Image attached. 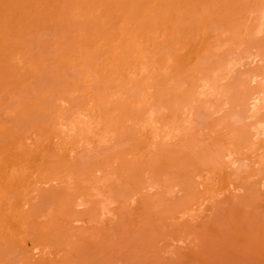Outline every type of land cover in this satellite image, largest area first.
<instances>
[{"label": "rangeland", "instance_id": "374dc122", "mask_svg": "<svg viewBox=\"0 0 264 264\" xmlns=\"http://www.w3.org/2000/svg\"><path fill=\"white\" fill-rule=\"evenodd\" d=\"M1 1V6L2 3H6L5 0ZM133 1L135 4L141 5L143 10L151 4V0ZM171 1L162 0L163 6L169 7L173 4V2L170 4ZM26 2H21V5L24 6L15 4L17 10L14 11L21 14L14 11L7 13L4 9L6 4L2 6L4 8L0 6L2 8H0V25L3 22L6 23L7 20L5 25L10 23L9 27L0 26V30H6L4 33L0 31L2 33H0V37L4 39H1L0 43V73L4 75L3 72L12 69L9 70L12 72V77L11 74H7L15 82L9 83L5 79L0 85V129L2 131V127L9 128L13 132L12 135L14 134L12 137L15 135L21 137L17 147L21 148L22 145L23 149L32 150V153H34L33 150H42L51 133L58 136V139L53 140V144H50L52 150L46 152V148H43L45 153L43 152L42 155L46 161L44 165H42L43 159L40 162V156H38L39 161L38 159L35 161L36 157L34 159L31 157L35 165L34 168L29 167L32 169V173H30L33 174L32 178L29 176L30 174L27 176V172L31 171L26 166V170L28 169L25 171L27 178L30 177L31 180L29 181L32 182L33 180L37 183H32V185L28 181L29 183L26 184L25 182V184L26 186H30L29 184L35 186L37 190L28 191L32 186L30 188L24 187L27 190L21 188L23 193L28 191L26 196L23 195V199H26V203H28L26 207L34 203V206H31L33 209L29 207V210L33 212L34 207L37 206V211L42 209L43 216L40 211H36L37 213L34 211L32 219L35 221L36 218L39 219L40 223L45 226L51 223L50 226L56 228L48 233V238L60 241L57 246L58 250H61L68 239L75 237L74 235L71 236V232L72 234L74 232V234L78 233V235L76 234V247L83 244L82 249L78 247L81 249H79L80 252L76 250V253L78 252L77 258H74L73 255V258L76 259V263L74 260L75 264H178L179 261L175 260L177 258L175 252H178L179 248V251L181 249L183 251L193 243L199 245L201 236L204 238L203 240L206 236L208 237V233L205 234L206 230H203L205 227L203 223L206 224L210 220L208 222L216 226L221 218L223 221L220 224H225V218L221 217L223 214L231 222L239 216L243 217V222L248 218V223H251V227H249L264 234V201H261L262 198L261 202L258 201L259 197L258 199L256 197L257 200H255V196L250 195L251 201V197L249 196L250 199L247 197V192L249 194L251 192L248 191L247 186L252 185L256 179L254 174L257 172L260 175L264 174V150H262L264 144L260 143L259 139L261 138L258 139L259 142L253 140L254 137L251 140V135H245L249 134L248 131L251 134L254 133L255 129L253 128H256V122L264 120L262 117L264 116V109H260L254 115L248 102L245 104L246 98L251 94L264 91V81H262L264 80V32H262L264 27L260 26L261 33L258 31L259 34H256L257 28H260L257 25H261L258 18L264 10V0H182L181 5L178 4L173 8L175 21L166 25L164 29L159 27L160 31L157 29L159 24L155 25V18L159 12L156 13V9L155 11L149 9L146 16L149 17V23L154 22L151 23L150 31L135 35L134 41L124 45L126 51L123 52L122 48L116 49L118 42L108 43L102 48L100 54L90 53L89 59L82 64L74 56L75 51L74 54H69L68 51L70 50L67 51L70 48L68 45H71L73 41L72 38H69L66 27L54 26L50 20L48 21L50 19L48 18L50 17L49 13H51L49 1L29 0L28 2L26 0ZM29 15L30 18H27ZM154 16L155 18H153ZM93 32H90L93 35L87 33V36L90 34L96 38L97 36ZM91 36L86 41L94 38ZM143 36H147V38H143ZM12 41L18 44L11 43ZM69 41L72 43L70 44ZM232 44L237 48L234 49ZM73 48L74 46H71V52ZM59 50H62V56L67 53V57L70 55L71 58H66L67 64H65L64 69L60 70H58L60 67H57L58 55L59 53L61 55ZM78 52L77 49L76 54ZM102 52L105 53L102 54ZM251 54L258 55L255 63H251L249 60ZM72 55L73 57H71ZM114 56H116L113 60L114 64L111 65L109 59ZM7 57L8 59H6ZM56 58L57 64L54 60ZM9 59L11 64H8L10 67L7 69ZM232 60L234 65L230 63ZM68 61L70 62L68 63ZM137 62H140V65ZM229 64L233 65L234 70L227 71L232 68ZM219 66L224 68V70L220 69L222 75ZM14 67L17 69L14 70ZM98 69L106 70L96 73ZM25 70L27 74H24ZM30 70L32 71L30 72ZM255 72L258 75L256 78L258 80L256 82L255 79L254 83H251L249 82L251 80L250 75L255 74ZM118 73L124 75L119 77ZM202 75L208 76L209 79L220 78L219 82L217 81L218 84L216 83V88L225 87L229 89L228 95L225 94V97L210 96L211 92L208 93L206 90V95H198V92L204 91L203 89L201 91L200 87V82L204 78ZM196 77L199 78V81ZM249 77L250 80H248ZM192 79L196 81L193 80V82ZM19 81L21 84L23 82L22 89L19 88L21 86H19L20 83L18 84ZM195 85H199L200 89ZM182 88L183 90L180 92L179 89ZM5 89L9 91L6 92L7 94L4 93ZM251 90L254 92L252 91L249 95ZM225 91L227 92V90ZM218 92L216 94L219 95ZM220 92L222 94V91ZM193 94L197 96L195 99L190 98L194 96ZM37 95H40L38 99ZM258 97L261 98L262 96L259 95ZM190 101L194 103L192 104ZM33 104H37L38 110L30 112V109H27L31 106H28H33ZM178 104L185 105L181 107ZM259 104L262 105L264 102L261 101ZM262 106L261 108H264ZM246 108H249L250 111ZM80 112L82 115L85 113L87 118H82L85 117L84 115L79 117L80 119L77 118L76 114ZM66 125H74L73 132H68L63 127ZM3 132L4 134L1 135L5 136H0V145L8 146L5 149L8 154L11 149L14 150V145L10 144L13 138L9 132ZM258 145H261L259 151L256 149L259 148ZM21 149L18 150L21 151ZM225 149L233 153L230 159L226 160V158L221 157V153H223L221 151ZM11 159L14 160L15 158ZM230 161L234 163L232 164ZM37 164V167L39 164L41 165L40 168L44 167L43 174L40 176L42 169L39 168L40 173H38ZM61 169H63L62 174ZM96 170L98 171L96 172ZM221 172L222 174H220ZM223 172L229 175V179ZM61 175H63V179H61V183H63L60 187L64 192L60 190L59 195L65 197L67 193L74 195L76 192L80 195L81 200L75 196L77 194L74 195V199L77 198L76 203L83 204L81 205L83 210L81 207L78 209L74 206L75 202L73 201L75 200H70L73 199L71 194L69 196L72 197H69V200L73 205L70 209H65L63 206V210L60 208L61 205L58 207L60 209L57 210L58 205L55 203L58 202L57 197L48 199L52 198L48 194L52 192L50 190L45 193V190H49L50 184L54 186L58 182L57 178ZM54 176H57L56 179ZM50 177L55 180L53 183L49 181V179L52 180ZM42 182L46 183L47 188ZM203 184L204 187H202ZM250 185L249 190L253 187ZM38 187L42 190L39 191ZM244 187L247 189L242 190ZM35 188L33 187V189ZM51 188L53 189V187ZM191 188H193L192 191ZM197 189L198 191H196ZM224 193L226 195H223ZM46 194L47 197H45L48 200L41 197ZM59 195L58 197H60ZM232 196L234 198L235 196H242V198L245 196L248 201L253 202L254 200L257 207L247 201L248 205L246 206V202H244L246 199L243 201L241 198H236L241 199L240 201L244 203L236 202ZM222 197L225 198L222 199ZM27 198L30 199V202ZM65 198L62 199L66 200L68 197ZM146 198L152 203L147 207L145 205ZM228 198L230 201L233 198L236 203L243 206L230 209V203H226ZM51 200L56 201L52 202ZM234 201L233 204H235ZM200 202L201 207L198 205ZM224 202L226 206H224ZM29 203L31 204L29 205ZM218 205L222 206L219 207ZM227 205L230 206L229 209ZM73 206L77 213H74L76 211L72 209ZM55 207L56 210H54ZM175 208L179 209L176 210ZM214 209H216L215 212ZM62 210L66 211L65 215ZM70 212L74 217L75 215L78 217L83 215L79 218L83 219L81 222L79 221L80 223L68 221L71 226H76V230L80 228L79 231H87L83 232L85 234L82 236L83 239L80 236L82 241L78 237L82 232L73 230L74 227L71 229L65 219L66 225L64 227L66 226V228L64 232L62 231L64 228L61 217L64 218L69 213L70 218H74ZM35 213L37 215H34ZM244 217L246 218L244 219ZM66 218L69 219L68 216ZM214 220H217L218 223ZM238 221L237 218L236 222L238 223ZM233 222L232 224H234ZM220 224L219 226L222 228ZM67 225L70 229L67 228ZM212 225L210 224L211 227ZM47 226L49 227V224ZM210 226L208 224L206 228ZM229 226L230 224L228 227L224 225L225 228H229ZM59 227L63 229L60 230ZM25 229L28 231V225L23 228L24 232ZM223 229L220 231L224 232ZM232 229L229 231L231 232ZM67 230L69 234L68 232L66 234ZM26 236L27 233L25 232L23 240L26 239ZM63 237L65 240L68 237L67 241H64ZM215 237L217 240V235ZM122 238L124 239L122 240ZM236 238L234 240H237ZM28 240L27 238V248L31 246ZM135 240L139 241L140 244L136 245L137 241L134 242ZM214 242L217 243L218 240H214ZM225 243L222 242L223 245H226ZM234 243L236 244V242ZM116 245L117 247L121 245L118 249L116 247L120 252L114 250ZM193 245L191 247H195ZM227 245L226 248L225 246L224 248L223 246L220 247L221 250L226 249L227 251L230 244ZM232 248L234 249V247ZM226 251L225 254L224 251H220V253L223 252L222 255L224 254L222 256L223 261H220L221 255L217 254L220 256L218 258L216 255L218 252L215 251V258L216 260L220 259L221 264H226L228 261L227 264H230L235 260H233L235 257H229L235 256L229 255L231 249L228 250L229 253L227 252L229 256H227ZM127 255H132V258L129 256L128 259ZM239 255L241 257V253ZM210 258L211 261H214L212 264H215L216 260ZM3 260L15 263L16 254L6 255ZM157 261L161 262L157 263Z\"/></svg>", "mask_w": 264, "mask_h": 264}, {"label": "bare ground", "instance_id": "6f19581e", "mask_svg": "<svg viewBox=\"0 0 264 264\" xmlns=\"http://www.w3.org/2000/svg\"><path fill=\"white\" fill-rule=\"evenodd\" d=\"M1 1V0H0ZM22 1H25L26 2V0H5L4 2H6V3H2V6L3 5H5V8L4 7H2L1 6V3H0V6L2 7V8H4L5 9V11H7V13H9L10 11H14V10H17V9H15L16 7V5L17 4H20V6H24V5H21L22 3ZM28 2H29V0H27ZM31 1V0H30ZM33 1V0H32ZM49 1V5H50V7H51V13H49V15H50V17H48V18H50V19H48V21L50 20V22H52L51 24H53L54 26H59V27H62V26H64V27H66V29L68 30V34H69V38H72V41H73V43L72 42H70V44L72 43V44H74V45H68L70 48L69 49H67V51L68 50H70V51H68V52H70L69 54H74L75 53V55L74 56H76V58H78V60H76V61H78V62H81L80 64H82V63H84L85 61H87L88 59H89V57H88V55L90 54V53H96V54H100L101 53V51H102V48L103 47H105L108 43L110 44V43H114V42H118V46H117V48L116 49H121L122 48V50H123V52L124 51H126V46H124L126 43H128V42H130V41H134V37H135V35H141L142 33H146V32H148V31H150V29H151V27H152V25H151V23H149V17L148 16H146V13H147V11L150 9L151 11H155V9H156V13H158L159 12V14H158V16L155 18V16L153 17V18H155L156 19V21H155V25H158V27H157V29H158V31H160V29H159V27L160 28H162V29H164V27L166 26V25H169L170 23H172V22H174L175 21V15H174V13H173V8H174V6H176V5H178V4H180L181 5V1L182 0H172L171 1V3L170 4H172V2H173V4L172 5H169V7L168 6H166V7H164L163 6V3H162V0H151L150 1V6L148 7V8H145L144 10L143 9H141V5H139L138 3L137 4H135V2L133 1V0H48ZM1 2H3V0L1 1ZM24 3V2H23ZM27 3V2H26ZM35 3V2H34ZM16 4V5H15ZM27 4H29V3H27ZM33 4V3H32ZM36 4V3H35ZM28 6V5H27ZM153 6V7H152ZM0 7V8H1ZM151 7H152V9H151ZM1 8V9H2ZM154 8V9H153ZM100 9V10H99ZM167 9V11H165ZM21 10V9H20ZM99 10V12H97ZM2 11V10H1ZM14 12H18V11H14ZM259 12H261V11H259ZM19 13V12H18ZM98 13V14H97ZM258 13V12H257ZM19 14H21V13H19ZM23 15H24V13H22ZM260 14V13H259ZM98 15V16H97ZM15 16V15H14ZM28 16V15H27ZM26 16V17H27ZM11 18H12V16H11ZM17 18V17H16ZM27 18H30V15H29V17H27ZM26 18V19H27ZM32 18V17H31ZM151 18V17H150ZM134 21H133V20ZM152 19V18H151ZM259 22H261V25L259 24V25H257L258 27H264V26H262V25H264V10H262V12H261V15L259 16ZM258 19H257V24H258ZM132 20V21H131ZM157 20H159V22H157ZM131 21V22H130ZM152 21V20H151ZM7 22H8V20H7ZM6 22V23H7ZM9 22H10V19H9ZM14 22H15V20H14ZM6 23H2L0 26H3L4 25V27L6 26L5 24ZM154 23V22H153ZM152 23V24H153ZM158 23V24H157ZM10 23H8L7 24V26L9 25ZM6 26V27H7ZM3 27V29H5ZM9 27V26H8ZM261 27L258 29L257 28V32H256V34L258 33L259 34V32H260V30H261ZM7 29V28H6ZM88 29V30H87ZM138 30V31H137ZM0 31H2V30H0ZM4 31L6 32V30H3L2 32L4 33ZM93 32V33H95L94 35H96L97 37L95 38L94 36V38L91 36V35H93V34H91L90 32ZM137 31V32H136ZM259 31V32H258ZM262 32H264V30H262ZM1 33V32H0ZM87 33H90V34H88V36H87ZM255 33V32H254ZM261 33V32H260ZM2 34V33H1ZM0 34V35H1ZM94 39H89V40H91V41H86V39H88L90 36ZM164 35V34H163ZM6 36V35H5ZM146 38H147V36H145ZM144 36H143V38H145ZM1 37H0V43H1ZM7 39V38H6ZM2 40H4V39H2ZM8 40V39H7ZM103 40H104V42H103ZM8 42V41H7ZM10 42V41H9ZM16 42V41H15ZM17 42H19V41H17ZM11 43H14V41H12ZM21 43V42H20ZM14 44H18V43H14ZM224 44V43H223ZM229 44V43H228ZM4 45V44H3ZM10 45H13V44H10ZM234 47H235V45L234 44H232ZM71 46H74V48L72 49V52H71ZM124 46V47H123ZM237 47H235L234 49H236ZM77 49L79 50V52L76 54V51H77ZM88 50H89V52H88ZM75 51V52H74ZM58 52H61V55H60V53H59V57H58V64L56 63V61H57V58L56 59H54L55 60V63L57 64V67H60L58 70H60V69H64V66H66L65 64H67V59L66 58H70V55H68V57H67V53H64L65 55L64 56H62L63 55V53H62V50H59ZM74 52V53H73ZM138 52V51H137ZM103 53H105V52H102V54ZM256 53V52H255ZM254 53V54H255ZM257 56L258 55H253V54H251V55H249V58H247V59H249L250 60V62L251 63H255L256 61H257ZM57 57V56H56ZM71 57H73V55L71 56ZM115 57L116 56H114L113 58H110L109 60H110V62L112 63H110L111 65H113L114 63H113V60H115ZM141 57V56H140ZM246 57V56H245ZM248 57V56H247ZM6 59H8V57L6 58ZM5 59V61L7 62V60ZM65 59H66V61H65ZM71 59V58H70ZM259 59V58H258ZM108 60V61H109ZM242 60V59H241ZM9 62L7 63V66H8V68L7 69H9V63H10V59L8 60ZM70 61H68V63H69ZM220 63H221V61H219ZM218 62V63H219ZM224 62H226V61H224ZM228 62H229V60H228ZM233 62V60L230 62V63H232ZM236 62V61H235ZM239 61L237 60V63H238ZM138 63V62H137ZM11 64V63H10ZM139 65H140V62L138 63ZM223 64H225V63H223ZM233 65H234V63H232ZM236 64V63H235ZM240 64V63H239ZM220 65V64H219ZM230 65V64H229ZM233 65L231 66L232 68H230L229 70H227V71H230L231 69L232 70H234L233 69ZM238 65V64H237ZM237 65H235V66H237ZM56 66V65H55ZM121 66H123V65H121ZM135 66H137V65H135ZM213 66V65H212ZM225 66V65H224ZM227 66H228V63H227ZM240 66V65H239ZM254 66H256V65H254ZM6 67V66H5ZM11 67H13V65H11ZM32 67V66H31ZM140 67V66H139ZM138 67V68H139ZM211 67V66H210ZM216 67H218V64H216ZM221 66H219V71H220V69H223L224 70V68L222 67V68H220ZM226 67V66H225ZM15 68V67H14ZM212 68V67H211ZM229 68V66L227 67V69ZM17 68H15L14 70H16ZM32 69V68H31ZM210 69V68H209ZM10 71L12 70V69H9ZM9 70H7V72L5 71V72H3L4 73V75L2 74V73H0L1 75H0V85H1V82L2 81H4L5 79H7L8 81L7 82H9V83H15L13 80H12V72H9ZM103 69H98L97 70V72L96 73H98V71L100 72V71H102ZM106 70V69H105ZM105 70H103V71H105ZM218 70V69H217ZM222 70V71H223ZM28 71H29V69H28ZM27 71V72H28ZM32 70H30V72H31ZM33 71H34V69H33ZM219 71H218V73H219ZM226 71V72H227ZM213 72L215 73V70H213ZM213 72H211L210 71V73H213ZM221 72V71H220ZM223 72H225V71H223ZM11 74L10 76H8V74ZM26 73V70H25V72H24V74ZM29 73V72H28ZM209 73V74H210ZM214 73H213V75H214ZM217 73V74H218ZM232 73V72H231ZM27 74V73H26ZM207 74V73H206ZM217 74H215L216 75V77H217ZM224 74V73H223ZM228 74V73H227ZM250 74H252V73H250ZM257 74H259L258 72H257ZM122 75H124V74H122V73H118V76L119 77H121ZM220 75V74H219ZM219 75H218V77H219ZM221 75H222V72H221ZM220 75V76H221ZM252 75H254V76H252ZM252 75H250L251 76V80H250V77L248 78V80H250L249 82H253L254 83V81H255V79L258 77V75H256V72H255V74H252ZM203 76V75H202ZM204 78H203V80L200 82L201 83V85H200V87H201V91H202V89L205 91H208V93H210L211 92V94H210V96H213V95H217V96H220V97H225V94H227L228 95V93L230 92V90L229 89H226L225 87H219L220 89H217L216 87H217V84H218V82H219V79L220 78H217L216 79V77L213 79H209V78H207L206 76H203ZM206 77V78H205ZM211 77H212V75H211ZM197 78V77H196ZM261 79V78H260ZM259 79V80H260ZM193 80H195V79H192V81ZM197 80L199 81V78H197ZM200 80H201V78H200ZM257 80L258 79H256V82H257ZM183 81V80H182ZM181 81V83H184V82H182ZM196 81V80H195ZM218 81V82H217ZM262 81H264V80H262ZM262 81H260V82H262ZM22 82V81H21ZM194 82V81H193ZM255 82V83H256ZM20 83V81L18 82V84ZM196 83V82H195ZM194 83V84H195ZM217 83V84H216ZM22 84H23V82H22ZM22 84L20 83L19 84V88L20 89H22ZM194 84H192V85H194ZM220 84V83H219ZM185 85V84H184ZM183 85V86H184ZM191 85V86H192ZM16 86V85H15ZM18 86V85H17ZM196 86V85H195ZM179 87H180V84H179ZM185 87H186V85H185ZM189 87V86H188ZM196 87H198L199 88V85L198 86H196ZM192 88H194V87H192ZM200 89V88H199ZM217 89V90H216ZM223 89V90H222ZM247 89V88H246ZM258 89H260V88H258ZM8 89H5L4 91V93H8L9 91H7ZM179 90H181L180 92H182V90H183V88L182 89H179ZM225 90H227V92L225 91ZM229 90V91H228ZM199 91V90H198ZM204 91H202V92H198V95H200V96H203V94L204 95H206V91L204 92ZM210 91V92H209ZM219 91V92H218ZM220 91H222V94H221V92ZM254 92V90H251L250 91V93H249V95L251 94V92ZM260 91V90H259ZM190 92H192V91H190ZM194 92V91H193ZM192 92V93H193ZM212 92H214V93H212ZM219 93V95L218 94H216V93ZM6 93V94H7ZM186 93V92H185ZM223 93H224V95H223ZM182 94V93H181ZM9 95H10V93H9ZM184 95H186V94H184ZM194 96L193 97H190V98H192V99H195V96H196V94H193ZM208 95V94H207ZM227 95H226V97H227ZM259 95H261L262 97H264V91H260V92H257V93H253V94H251L249 97H247V95H246V97L248 98H246V101H245V104L248 102V105L249 106H251V107H249V106H247V107H249L250 108V110H252L251 112H253L254 113V115H255V113L257 114L259 111H260V109H264V108H261V106L262 105H264V104H259V103H261V101L262 102H264V100H262V99H264V98H260V97H258ZM40 96V95H39ZM38 95L36 96L37 97V99H38V97H39ZM197 97V96H196ZM242 98H244V97H242ZM244 98V99H245ZM260 98V99H259ZM178 100V99H177ZM239 100V99H238ZM192 101V100H191ZM190 101V102H191ZM243 101V100H242ZM192 103V102H191ZM194 103V102H193ZM192 103V104H193ZM243 104H244V102H243ZM142 105V104H141ZM174 105V104H173ZM175 105H177V104H175ZM179 105H181V107L183 106V105H185V104H178V106ZM188 105H190V104H188ZM261 105V106H260ZM31 106V107H30ZM186 106H187V104H186ZM192 106V105H191ZM244 106V105H243ZM28 107H30V108H28L27 110H29L30 109V112L31 111H37L38 110V106H37V104L36 105H34L33 104V106L32 105H29ZM188 107V106H187ZM262 107H264V106H262ZM184 108V107H183ZM190 108H192V107H190ZM249 108H246V109H248L249 110ZM188 109V108H187ZM185 110V109H184ZM189 110V109H188ZM249 110V111H250ZM82 111V110H81ZM84 111H85V109H84ZM82 113H83V111H82ZM82 113L80 112V113H78V114H76L78 117L77 118H79V117H82L83 115L85 116V117H82V118H87V116H86V114L84 113L83 115H82ZM253 113H251V114H253ZM81 114V115H80ZM18 115V114H17ZM88 115V114H87ZM253 115V116H254ZM262 115V114H261ZM260 115V116H261ZM253 116H251V117H253ZM131 117V116H130ZM130 117H128V118H130ZM255 117V116H254ZM262 117H264V116H262ZM258 118H259V116L257 117V120H258ZM80 119V118H79ZM260 119H262V118H260ZM259 119V120H260ZM131 120V119H130ZM253 120L255 121V119L253 118ZM144 122V121H143ZM136 123V122H135ZM255 123V122H254ZM257 124L255 125L256 126V128L254 127H252L253 129H255L254 131V133H252L251 134V132L250 131H248L249 132V134H245V135H251L250 137H251V140H252V138L254 137V139L253 140H257V141H259L260 143H262V144H264V120H262V122L261 121H257L256 122ZM71 124V123H70ZM138 124V123H137ZM260 125V126H259ZM257 126H258V129H257ZM64 128H66V130L68 131V132H70V131H72L73 132V129H74V125H66V126H63ZM5 128V129H4ZM2 127V131H1V129H0V132H2V133H0V136L1 137H4L3 135H1V134H4V132L3 131H5V132H9V134L11 135V137L14 135H12V131L8 128L7 129V127ZM259 129H261V130H259ZM252 130V129H251ZM11 132V133H10ZM245 132V131H244ZM247 132V133H248ZM8 133H6V135H9ZM59 135V134H58ZM60 136V135H59ZM166 136H168V135H166ZM249 136H248V139H250L249 138ZM14 137H16V135L14 136ZM14 137H12L13 139V141L11 140L10 141V144H13L14 145V147H13V149L14 150H12L11 149V151H9L10 153H6V151H5V149H7V147L8 146H6V145H0V264H75L76 263V259H74V258H77L76 256H77V253H76V250H78L79 251V249L81 248L82 249V246H83V244H81L80 246H78V247H80V248H78V247H76V240H77V235H78V233H76V234H74V232H73V234H72V232H71V236L72 235H74L73 237V239H74V241H73V239H68V237L66 238V240L64 239V237H63V239H64V241H67V239H68V241L67 242H65L64 243V245H63V247L61 248V250H58L57 249V246L60 244V241L58 242V241H55V239L54 240H50L49 238H48V236H49V232H51L52 231V229L54 228V227H52V225L50 226V224L51 223H48L49 224V227L46 225H43L42 223H40V221H39V219H37L36 218V221L38 220L39 222H36L34 219H32V214L34 213V211L36 212L37 211V209L34 207V211L32 212V210H29L30 208L29 207H33L34 205V203L31 205V206H29L28 207V205H27V207H28V209H26L27 207H26V204H28V203H26L27 201H26V199H23V197L24 196H26V194H27V192L28 191H30L31 192V189L34 191V190H37V188H35V186H32L33 184L32 183H37V182H34L33 180H32V182L31 181H29V180H31V178H32V175L33 174H30V173H32V169H30L31 167L32 168H34L35 167V165H34V161H32L35 157H36V160L35 161H37V159H38V161H39V157L38 156H40V162H41V160L42 161H44L45 160V157H44V155H42L43 154V152L45 151V150H43V148L45 147L46 148V152H49L50 150H52V147H51V145L50 144H53V140H55V139H58V136H57V134H54L53 133V135H52V133H51V135L50 136H48V138L46 139V141L48 140V142H47V144H45L44 145V147L42 148V150L41 149H38V151L37 150H33V152L34 153H37V154H34V153H32L30 150H26V149H23L22 148V145H21V148L23 149H21V148H19V147H17V145L19 146V142H20V138L17 136L16 138H14ZM259 138H261V139H259ZM172 139V138H171ZM259 139V140H258ZM170 140V139H169ZM49 143V144H48ZM260 143H257V144H260ZM1 144V143H0ZM9 145V144H8ZM259 146V145H258ZM40 147V146H39ZM261 145L259 146V148H256L257 149V151H259L261 148ZM38 148V147H37ZM70 148V147H69ZM262 148H264V146H262ZM18 149H21V151L20 150H18ZM255 149V150H256ZM39 150H41V151H39ZM262 150H264V149H262ZM8 151V150H7ZM30 151V152H29ZM36 151V152H35ZM256 151V152H257ZM221 152H223V153H221L222 154V158H226V160L227 159H230V156H232L233 155V153L232 152H230V150H227V149H225V150H223V151H221ZM5 153V154H4ZM45 153V152H44ZM69 153H71V151H69ZM253 153V152H252ZM67 154V153H66ZM72 154V153H71ZM70 154V155H71ZM223 154H224V156H223ZM7 155V156H6ZM10 156V158H9V156ZM36 155V156H35ZM42 155V156H41ZM219 155H220V153H219ZM6 156V157H5ZM67 156H69L68 154H67ZM31 157L33 158V159H31ZM38 157V158H37ZM42 157V158H41ZM11 158H15L14 160H12ZM9 159V160H8ZM63 159H65L64 157H63ZM31 161H32V164H31ZM232 161V160H231ZM230 161V162H231ZM27 162V163H26ZM29 162V163H28ZM45 162L46 161H44V163L42 164V165H44L45 164ZM229 162V161H228ZM232 163V162H231ZM231 163H228V164H230L231 165ZM234 163V162H233ZM232 163V164H233ZM27 164H29V165H27ZM41 164V163H40ZM39 164V167H37L38 166V164L36 165V168H37V170H38V173H40L41 172V174H39V176L40 175H42L43 174V166H42V168H40L41 167V165ZM31 165H34V166H31ZM26 166H28V169H30V171L31 172H27V176L29 175L30 177L29 178H27V176H26V172L25 171H28V169L26 170ZM70 166H72V165H70ZM30 167V168H29ZM39 168H40V172H39ZM64 169V168H63ZM63 169H61V174H62V170ZM96 169V168H95ZM94 169V170H95ZM93 170V171H94ZM98 170H96V172H97ZM95 172V173H96ZM99 173V172H98ZM220 174H222V172L220 173ZM219 174V175H220ZM223 174L227 177L228 176V179H229V175H227L226 173H224L223 172ZM257 174H258V172H257ZM257 174H254L255 176H256V179H258L257 181H256V179L254 180V183H252V185H253V187H251L252 185H250V187L252 188L251 190H249V185L247 186V188H248V191H251L250 192V194H249V192H247V190H246V192L248 193V196L247 197H249L250 195L252 196V197H254L255 196V200H257L258 199V197L260 198V199H258V201H260L261 200V198H262V200L261 201H264V174H262V175H260V174H258L259 175V178H258V175ZM218 175V176H219ZM195 176V175H194ZM55 177H57V176H54V179H56ZM253 177V176H252ZM52 180H50L49 179V181H52V183H53V181H55L54 179H53V177H50ZM255 178V177H254ZM27 179V180H26ZM48 179V178H47ZM61 179H63V175H61V176H59L58 178H57V181L58 182H56L57 183V185H56V183H55V187L53 186V185H51L50 183V186L51 187H53V189L51 188V187H49L48 186V189L49 190H45V193L46 192H49L50 190V192H52V193H48L50 196H52V198L50 197V198H48V199H54L55 197H57L56 199H57V201L58 202H60V203H58V202H55L56 200H53L55 203H57L56 205H58L57 206V210L58 209H63V206H65L64 208L65 209H67V208H71V205H73L72 204V202L70 201V200H75V201H73V202H75V204H74V206H76V207H78V209H79V207H81V209H82V206L81 205H83L82 203H81V199L79 198L80 197V195H78L76 192L74 193V195L75 194H77V195H75V196H77V198H79L78 200L80 201V203L81 204H78V203H76L77 202V198H75L74 199V195L73 194H71V193H67V194H65V197L67 198H65V197H63L62 195L60 196L59 194L61 193V191L62 192H64L63 190H62V188L60 187L61 186V184L63 183H61ZM202 179V178H201ZM200 179V180H201ZM31 182V184H29L30 186H26V184H28L29 182ZM63 181V180H62ZM195 181V180H194ZM206 181V180H205ZM25 182H26V184H25ZM200 182V181H199ZM201 182H202V180H201ZM207 182V181H206ZM41 183V182H40ZM43 183V182H42ZM195 183V182H194ZM231 183V182H230ZM256 183V184H255ZM44 185L46 184V183H43ZM193 184V183H192ZM198 184V183H197ZM200 185L202 184V183H199ZM48 185V184H47ZM199 185V186H200ZM207 185V184H206ZM32 186V187H31ZM46 186V185H45ZM147 186V185H146ZM150 186V185H149ZM194 186V185H193ZM232 186H233V183H232ZM235 186V185H234ZM237 186V185H236ZM244 186H246V185H244ZM24 187H27V188H30L28 191H24V193H23V189L24 190H27V188L25 189ZM33 187L35 188V189H33ZM192 187V186H191ZM198 187V186H197ZM202 187H204V184L202 185ZM225 187V186H224ZM21 188H23V189H21ZM39 188V187H38ZM44 188V187H43ZM46 188H47V186H46ZM189 188V187H188ZM194 188V187H193ZM193 188H191V191H192V189ZM237 188V187H236ZM246 187H244L242 190H244ZM246 188V189H247ZM20 189V190H19ZM187 189V188H186ZM195 189H196V187H195ZM200 189H201V187H200ZM40 190H42V189H40L39 188V191ZM61 190V191H60ZM178 190V189H177ZM176 190V191H177ZM189 190V189H188ZM224 190H226V189H224ZM227 190H229L228 188H227ZM226 190V191H227ZM237 190V189H236ZM239 190V189H238ZM22 191V192H21ZM183 191V190H182ZM195 191V190H194ZM196 191H198V189L196 190ZM230 191V190H229ZM58 192V193H57ZM134 192V191H133ZM147 192V191H146ZM224 192V191H223ZM222 192V193H223ZM23 193V194H22ZM35 193H37V192H35ZM44 193V194H45ZM135 193V192H134ZM134 193H132V194H134ZM136 193H138V192H136ZM176 193V192H175ZM190 193V192H189ZM192 193V192H191ZM195 193V192H194ZM226 193V192H225ZM223 194V195H226V194ZM228 193H230V192H228ZM12 196H11V195ZM25 194V195H24ZM60 196V197H58V195ZM73 195V199H70L69 197H72V196H69V195ZM196 194V193H195ZM194 194V195H195ZM237 194V193H236ZM24 195V196H23ZM64 195V194H63ZM138 195H140V194H138ZM233 195V194H232ZM47 197V194L46 195H43V196H41L42 198H44V197ZM230 196V195H229ZM243 196V195H242ZM242 196H235V198H234V200L236 201V202H240V203H244V202H250L251 204H254V200H253V202H251L252 201V197H251V201L249 200H247L248 198H246L245 196H244V198H242ZM45 197V198H46ZM49 197V196H48ZM138 197V196H137ZM226 198H227V196H225ZM225 197H222V199L223 198H225ZM231 197V196H230ZM229 197V198H230ZM250 197H249V199H250ZM256 197H257V199H256ZM58 198H60V200H58ZM65 198L66 200H63V199ZM228 198V201L226 202V203H230V205H231V208H230V206H228L227 205V207H228V209L230 208V209H234V208H241L242 206H241V204H238V203H236L234 200H233V198H231L232 200L230 201V199ZM236 198H241L244 202H242V201H240L241 199H236ZM39 199V198H38ZM47 199V198H46ZM47 199V200H48ZM70 199V200H69ZM180 199V198H179ZM221 199V198H220ZM25 200V201H24ZM27 200H28V202H30V199L29 198H27ZM133 200V199H132ZM146 200H147V198H146ZM225 200V199H224ZM239 200V201H238ZM24 201V202H23ZM52 201V200H51ZM52 201V202H53ZM71 203H69V202ZM78 201V202H79ZM141 201V200H140ZM221 201V200H220ZM235 202V204H233L232 202ZM260 201V202H261ZM148 202V203H147ZM219 202V201H218ZM221 202H223V201H221ZM246 202V203H247ZM138 203V202H137ZM194 203V202H193ZM245 203V205L247 206L248 205V203L246 204ZM31 203H29V205H30ZM60 204V205H59ZM85 204V203H84ZM152 203H151V201L149 200H147L146 202H145V205H146V207L147 206H150ZM199 204H201V202L200 203H198V205ZM205 204V203H204ZM220 204H222V203H220ZM233 204V205H232ZM62 205V207H60V208H58L59 206H61ZM86 205V204H85ZM238 205H239V207H238ZM35 206H36V204H35ZM69 206V207H68ZM74 206H73V210L74 211H76L75 209L76 208H74ZM135 206V205H134ZM200 206V205H199ZM219 206V205H218ZM222 206V205H221ZM221 206H219V207H221ZM224 206H226L225 205V202H224ZM233 206H237V207H233ZM249 206H250V204H249ZM253 206V205H252ZM257 207V205L256 204H254V207ZM31 207V209H33ZM86 207V206H85ZM191 207V206H190ZM198 207V206H197ZM201 207V206H200ZM204 207V206H203ZM202 207V208H203ZM233 207V208H232ZM245 207V206H244ZM251 207V206H250ZM145 208V207H144ZM149 208V207H148ZM195 208V207H194ZM205 208H206V206H205ZM253 208V207H252ZM69 209H68V212H69ZM71 209V210H72ZM176 210H178L177 208H175ZM195 209H197V208H195ZM204 209V208H203ZM216 209H217V207H216ZM216 209H214V212H215V210ZM254 209V208H253ZM41 210L42 209H39V211L41 212ZM54 210H56V207H55V209ZM64 210V209H63ZM62 210V211H63ZM83 210V209H82ZM129 210V209H128ZM213 210V209H212ZM218 210V209H217ZM224 210V209H223ZM222 210V211H223ZM39 211H37V212H39ZM194 211V210H193ZM231 211V210H230ZM36 212V213H37ZM64 212V211H63ZM66 212V211H65ZM65 212H64V215H65ZM202 212V211H201ZM34 214V215H37V214ZM73 213V212H72ZM74 213H77V211L76 212H74ZM176 213V212H175ZM181 213H183V212H181ZM203 213V212H202ZM39 215H40V213H38ZM43 214V212H41V215ZM67 214V213H66ZM70 214H71V212H70ZM34 215H33V217H34ZM38 215V216H39ZM82 215V214H81ZM81 215H79V217L78 216H76L75 215V217H74V215L73 214H71V216L72 217H74V218H70V215H69V213H68V215H66V217L68 216L69 217V219L68 218H66V217H61L63 220V228L62 227H59L58 229H60L61 230V228L63 229L62 231L64 232V230H65V228H66V226L64 227V225H66L65 223H64V219H65V221H67L66 223L68 224V225H70L71 226V224H69L68 223V221H70V223H73V222H81V220H83V219H79L80 217H82ZM173 215V214H172ZM186 215V214H185ZM43 216V215H42ZM188 216V215H187ZM227 216V215H226ZM35 217H37V216H35ZM76 217H78V219H75ZM186 217V216H185ZM184 217V218H185ZM193 217V216H192ZM197 217V216H196ZM221 217H224L225 219H224V221H226V223L229 225L230 224V226H229V228H227L228 227V225L225 223V224H223V223H221L220 224V222H222L223 220L220 218H218L219 220H221L219 223H218V221L217 220H214V222L215 221H217V227L213 224V223H210V222H208V221H210V220H208L207 221V223L205 224V223H203V225H205V227H204V229L203 230H206L205 232V234H207L208 235V237H209V239H208V237L206 236V235H204V236H206V238H205V240H203L204 238H202V236L200 237V234H199V237L201 238V245H200V243H199V245L198 244H194L193 242V244L195 245V247H191L193 244H191V246L189 247V245L187 246V248L185 249V250H183L182 251V249L179 251V249H178V252L176 251L174 254H175V257H177L175 260L178 262V264H212L214 261L212 260L211 261V258L210 257H212V258H214V260H216V258H215V251H217L218 252V250H219V248L221 247L222 248V246H223V248H224V246H225V248H226V245L227 246H229V244H230V246H229V249H227V251H226V249H223V250H221V248H220V250H219V252L218 253H216V255L217 254H219V255H221V257L219 256V255H217L218 256V258L220 257L221 258V260L220 259H218V260H216V263L215 264H221V262L220 261H223V259H222V256L225 254V251H226V254H227V252L229 253V251H230V249H231V251L233 250V253H231V251H230V254L229 255H235V256H229L228 254H227V256H229L230 258H233V257H235V258H233V263H230V264H264V234H262V232H260V231H256V230H254V228H250L251 227V223H248L249 222V219L248 218H246V217H244V219L246 218V220H244V222H243V217L242 216H239V217H237L238 218V223L236 222V219H234V220H232V222L234 223V224H232V222H231V220H228L227 219V217H225V214H223V216H221ZM171 218L173 219V217L171 216ZM183 218V217H182ZM208 218V217H207ZM213 218V217H212ZM242 218V219H241ZM66 219H68V220H66ZM175 219V218H174ZM209 219H211V218H209ZM248 219V220H247ZM35 222H34V221ZM51 220H52V218H51ZM206 220V219H205ZM242 220V221H241ZM187 221V220H186ZM241 221V222H240ZM245 221H247L246 223H245ZM49 222V221H48ZM79 222V223H80ZM177 222V221H176ZM188 222V221H187ZM235 222H236V225H235ZM78 223V224H79ZM183 224V223H182ZM181 224V225H182ZM208 224H209V226H210V224L212 225H214L215 227H216V229L218 228V230L216 231V229H215V227L212 225V227L210 226L209 228H206V227H208ZM219 224L220 225H222V228H224L223 230H224V232H221L220 230H222V228H220L221 226H219ZM28 225V231H27V229H25L26 231V233H27V236H26V239L28 238L29 240H28V242L30 243V247L29 248H27V246H26V239H24L23 240V236H24V234H25V232L23 231V228L24 227H26ZM68 225H67V228H68ZM76 225V224H75ZM180 225V224H179ZM180 225V226H181ZM224 225H226L227 227L225 228L224 227ZM234 225V226H233ZM240 225V226H239ZM243 225V226H242ZM232 226H233V229H232ZM239 226V227H238ZM250 226V227H249ZM72 227H74V225L73 226H71V229H72ZM77 227H79V226H77ZM76 228V226L74 227V229L73 230H75V231H79V229H75ZM220 228V229H219ZM234 228H235V230H234ZM56 228H54V230H55ZM68 229H70V228H68ZM81 229H82V227H81ZM209 231H208V230ZM214 230V232H216L215 233V235H214V232H213V230ZM229 229H232L231 230V232L229 231ZM72 230V231H73ZM175 230V229H174ZM194 230V229H193ZM212 232H211V231ZM81 231V230H80ZM79 231V232H80ZM173 231V230H172ZM195 231V230H194ZM221 232V234L219 235V233ZM256 231V232H255ZM67 232H68V234H69V231L67 230L66 231V234H67ZM82 233L78 236L79 237V239L81 240V238L83 239V235H85V234H83V232H84V230H82L81 231ZM85 232H87L86 230H85ZM84 232V233H85ZM127 232V231H126ZM58 233H60V232H58ZM123 233V232H122ZM174 233V232H173ZM198 233V232H197ZM218 233V234H217ZM258 233V234H257ZM109 234H111L110 232H109ZM108 234V235H109ZM121 234V233H120ZM123 234H126L125 232L123 233ZM122 234V235H123ZM180 234V233H179ZM228 234V235H227ZM60 235V234H59ZM61 235H63V234H61ZM65 235V234H64ZM113 235V234H112ZM210 235V236H209ZM217 235V237H218V235H219V237H218V244L216 243V242H214V240L215 241H217L216 240V236ZM222 235V236H221ZM224 235V236H223ZM66 236V235H65ZM80 236H81V238H80ZM121 236V235H120ZM150 236V235H149ZM203 236V237H204ZM147 237V236H146ZM224 237H225V239H224ZM230 237V238H229ZM237 237V238H236ZM61 238V237H60ZM59 238V239H60ZM139 238V237H138ZM210 238H212V239H210ZM215 238V239H214ZM223 239V241H222V239ZM229 238V239H228ZM237 239V240H234V239ZM62 239V238H61ZM78 239V240H79ZM119 239H120V237H119ZM124 238H122V240H123ZM180 239H182V238H180ZM209 240V244H208V240ZM220 239V240H219ZM240 241H239V240ZM70 240V241H69ZM79 240V241H80ZM138 240V239H137ZM137 240H135L134 242H136ZM141 240V239H140ZM149 240V239H148ZM187 240V239H186ZM207 240V241H206ZM82 241V240H81ZM142 241H144V240H142ZM142 241H141V245H142ZM182 241H184V240H182ZM225 241H227V243H225ZM237 241H239V243L237 244ZM133 242V243H134ZM191 242V241H190ZM206 242V243H205ZM211 242H214V243H211ZM220 242V243H219ZM222 242H223V244L225 243L226 245H223L222 244ZM229 242V243H228ZM234 242H236V244L239 246V248H238V246L234 243ZM86 243V242H85ZM84 243V244H85ZM144 243V242H143ZM182 243V242H181ZM216 243V244H215ZM233 243V244H232ZM78 244H80V243H78ZM136 245H138V244H140V242L139 241H137L136 243H135ZM185 244H187V243H185ZM218 245V246H214V245ZM219 244H222L221 246L219 245ZM241 246H240V245ZM129 245H130V243H129ZM148 245V244H147ZM193 245V246H194ZM121 245H119L118 247H117V245L116 246H114V250L116 249V247H117V249L120 247ZM237 246V248L235 249V247ZM243 246V247H242ZM77 249H76V248ZM177 247V246H176ZM232 247H234V249L232 248ZM242 247V248H241ZM123 248V247H122ZM139 248V247H138ZM140 248H141V246H140ZM213 248H214V250H213ZM217 248V250H215ZM228 248V247H227ZM80 249V250H81ZM116 249V250H117ZM177 249V248H176ZM115 250V251H116ZM137 250H139V249H137ZM229 250V251H228ZM234 250H235V252H234ZM237 250H239V251H237ZM117 251H119V250H117ZM135 251V250H134ZM134 251H133V253H134ZM139 251H141V250H139ZM175 251V250H174ZM220 251H224V254L222 255L221 253H223V252H221L220 253ZM80 252V251H79ZM120 252V251H119ZM138 252V251H137ZM142 252V251H141ZM238 252V253H237ZM16 254V261H15V263H11V262H7V261H4L3 260V258L6 256V255H9V254ZM75 253H76V255H75ZM241 253V257H239L240 254ZM172 254H173V252H172ZM73 255L75 256L74 258H73ZM212 255H214V256H212ZM128 256V255H127ZM129 256H131L130 258H132V255H129ZM129 256H128V259H129ZM127 258V257H126ZM156 258V257H155ZM156 259H158V258H156ZM224 259L227 261V259L224 257ZM74 260H75V263H74ZM159 260V259H158ZM174 260V261H175ZM220 260V261H219ZM220 263H219V262ZM231 261V260H230ZM161 261H157V263H160ZM229 262V261H228ZM227 262V263H228ZM164 263V262H163ZM169 263V262H168ZM170 263H171V261H170ZM224 263H225V261H224ZM226 263V264H227ZM156 264V263H155ZM160 264H162V263H160ZM165 264H167V263H165Z\"/></svg>", "mask_w": 264, "mask_h": 264}]
</instances>
